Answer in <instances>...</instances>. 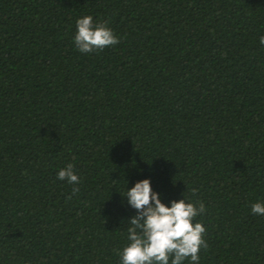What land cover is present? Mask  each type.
Listing matches in <instances>:
<instances>
[{
  "label": "trees",
  "instance_id": "16d2710c",
  "mask_svg": "<svg viewBox=\"0 0 264 264\" xmlns=\"http://www.w3.org/2000/svg\"><path fill=\"white\" fill-rule=\"evenodd\" d=\"M82 15L119 43L77 51ZM260 35L264 0H0V264H120L144 178L204 203L200 264H264Z\"/></svg>",
  "mask_w": 264,
  "mask_h": 264
},
{
  "label": "clouds",
  "instance_id": "9594fccd",
  "mask_svg": "<svg viewBox=\"0 0 264 264\" xmlns=\"http://www.w3.org/2000/svg\"><path fill=\"white\" fill-rule=\"evenodd\" d=\"M119 43L107 22H96L91 15H82L75 21L73 44L82 54L102 51ZM264 47V35L259 36ZM60 181L73 185L81 182L71 163L56 173ZM195 193V189L192 190ZM134 215L125 222V244L118 251L120 264H200L199 252L206 248L205 228L195 218L205 211L204 203L184 196L162 202L149 178L137 180L120 194ZM251 213L264 216V201L257 199L250 205Z\"/></svg>",
  "mask_w": 264,
  "mask_h": 264
}]
</instances>
